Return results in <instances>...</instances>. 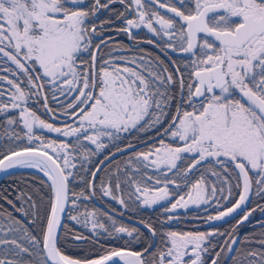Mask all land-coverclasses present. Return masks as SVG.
Listing matches in <instances>:
<instances>
[{
	"label": "snow or ice",
	"instance_id": "snow-or-ice-1",
	"mask_svg": "<svg viewBox=\"0 0 264 264\" xmlns=\"http://www.w3.org/2000/svg\"><path fill=\"white\" fill-rule=\"evenodd\" d=\"M115 2L124 4L125 12H134L133 19L117 15L124 18V26L116 31L133 41L135 49L104 37L105 24L111 21L88 22ZM176 3L187 14L172 6V0H93L87 9L85 0H0V71L7 73L0 75V113L18 110L5 123L24 130L23 135L6 133L11 146H0V172L37 169L48 187L42 214L32 195L18 189L15 199L26 207L16 210L32 217L27 224L0 209V264H208L206 256H213L210 264H219L225 251L236 252L233 264H264V233L259 240L239 241L258 243L259 248L233 247L238 238L232 233L256 208L243 211L231 232L163 230L177 218L172 214L176 209L214 203L215 214L206 221H221L242 210L251 195L264 197V0ZM159 9L174 15H161ZM142 28L161 41L147 43L194 58L172 60L170 69L159 56L138 47L143 41L136 30ZM29 101L51 117L63 115L71 122L56 126L30 108ZM164 120L168 124L160 135L171 137L173 143L161 138L144 151L132 152L123 167L112 165L117 153L133 147L115 143L122 134L146 132ZM36 129L65 139L45 138ZM176 141L182 146H174ZM106 151L103 159L93 162ZM105 169L107 176L98 179ZM77 179L83 184L79 193L70 187ZM234 190L238 199L232 202ZM97 193L124 209L168 202L159 231L153 223L140 221L151 237L159 235L161 247L149 252L153 246L148 244L141 251L129 250V244L141 242L139 228L117 226L108 212L86 209L69 218L90 225L96 235L89 241L73 234V244H98L103 230L125 246L99 245L103 253L95 257L66 254V208H76L78 201L92 200ZM0 199L15 208L7 196ZM228 202L231 206H225ZM259 207L264 213V206ZM102 217L111 221V230ZM216 236H228L219 252L211 242Z\"/></svg>",
	"mask_w": 264,
	"mask_h": 264
},
{
	"label": "trees",
	"instance_id": "trees-1",
	"mask_svg": "<svg viewBox=\"0 0 264 264\" xmlns=\"http://www.w3.org/2000/svg\"><path fill=\"white\" fill-rule=\"evenodd\" d=\"M161 2H165V0H161ZM93 3V0H88V3L84 6L86 9L90 8ZM172 6L180 8L181 11H185V8L181 7L179 3H176V0H172ZM188 7H194V4H188ZM120 8L119 4H112L109 8V11L106 14H115V11H117ZM185 14H187V11H185ZM97 40H99L97 38ZM119 41V39H113V43ZM140 49H143L146 52L148 51L149 47H140ZM104 53H107L108 48H103ZM153 51V50H152ZM154 56H158L156 52H151ZM131 52H116L115 55H132ZM161 58V56H159ZM173 58L178 62V59L175 55H173ZM194 57H191L190 54H186L184 56V61L193 59ZM163 61L164 59L161 58ZM165 62V61H164ZM179 63V62H178ZM167 65V63L165 62ZM168 66V65H167ZM169 67V66H168ZM171 69V68H170ZM183 70V68H181ZM0 75H7L6 72L0 71ZM11 78V77H10ZM23 86V85H22ZM61 99H64V97H61ZM5 102L7 100L5 99ZM43 101H40V105H42ZM38 105L35 101H29L28 106L32 108L33 110H37L38 114L41 115V118L48 120L49 122H52L54 124H64L65 122H71L68 121L63 115H60L59 118H53L47 113L44 112L42 106ZM49 105L52 107H56L54 102L51 100L49 101ZM168 124L167 120H164L162 124H158L155 127L151 128L150 130L142 133H130V134H122L120 139L115 141V143L119 147H124L129 144V140H133L132 143H136L145 139H148L159 132H161L164 128H166ZM0 130H1V146H11L10 141L7 138L6 133H8V130L6 128L3 116L0 113ZM22 126H16L14 125V131L17 133H22ZM9 134V133H8ZM39 135H42L45 138L48 139H57L61 140L63 138H60L58 136L48 134L46 132H38ZM161 139V138H160ZM162 139L167 140V136H163ZM159 140V139H158ZM158 140L153 141L147 145H144L138 149L123 153L121 155H118L114 159H112V165L120 164L121 167H123V162H125L128 157L132 154L134 151H144L147 147L151 146L153 143L158 142ZM71 141V139H70ZM169 143H173L172 140H168ZM110 146L111 151H115V148H111V142H107ZM176 144V142L174 143ZM87 145V144H86ZM88 147L92 148L90 145H87ZM94 150V148H92ZM0 150H3V147H0ZM108 154L106 151L105 153H102L101 155L97 157H93V162L95 163L98 160L103 159V156ZM178 165H182V162H178ZM77 167H79V161L77 160ZM88 167H92V165H89ZM203 167V165H202ZM109 169H105L104 171H101L98 173V179L100 177H106ZM149 174H152V170H149ZM158 175V173H157ZM171 175V174H169ZM87 178V177H86ZM70 187H73L74 190L79 193L82 188L83 184L77 179L73 184L70 185ZM171 187V186H170ZM23 190L26 193H29L32 195L33 200L36 201L37 205L41 209V214L43 213V209L47 206L48 203V187H47V179L42 176L40 173L32 171V170H18L15 172L10 173L5 178H3L0 181V195L7 196L9 200H13L15 204V208H13L11 205L6 203L5 200L0 199V209L6 210L7 212H11L17 219L23 221L24 223H28L32 217L31 216H25L23 212L17 211L16 209L21 208L22 206L26 207V205L23 204L22 201L16 200L17 191ZM187 188L182 189V191H187ZM87 195V193H86ZM97 197L104 202L106 205L110 206L114 210H117L121 213L127 214L129 216L135 217L140 220H147L150 223H153V226L160 230V221L165 220L166 216L163 213L164 207H170V204L168 202H163L161 204H158L156 206H153L151 208L149 207H140L136 208L135 206H131L128 209H124L121 205L118 204L117 201L111 200L109 198H100L99 193H97ZM176 197L172 198L171 202H175ZM235 199H238V194H236V191L234 190V195L232 198V202H234ZM222 203V202H221ZM225 203V202H224ZM225 206H231V202H228L225 204ZM259 206H264V197H258L255 194H253L251 202L248 206L249 209L256 208L257 210L253 213H255V216H253L250 220L244 222L242 225H240L238 228H236L235 232L232 233L235 236H240V240L242 241L244 237H251L256 240L260 239V234L264 233V227H261V223L264 220V213L258 216V212L260 211ZM92 211L94 209H100L105 212L102 207L96 205L92 200L83 199L78 201L76 208H72L71 204H69L67 215L65 222L63 224L64 228V235H65V241H64V247L66 250V254L72 255L74 257H83V256H91L95 257L99 254L103 253V248H109V247H124V242L121 240L113 241L107 237L105 233H103V230H100V237L98 244L93 243H78L73 244V241L71 239L73 234H78L86 237L89 241L93 239V237L96 235L95 233L91 232L90 230L84 228L83 226L78 225L74 220H71L69 217L73 215H78L79 213H83L85 210ZM216 210V205L210 204V205H203V206H197V207H190L184 210H179L174 213H172L176 219H173L171 222L167 223L165 225L164 231L172 230V231H179V232H209L213 231L214 229H219L220 232H231L232 228L236 224V221L241 218L242 214L224 222L221 224H209L208 221H206V217L208 215H214ZM222 210V209H221ZM110 214V213H109ZM112 215V214H110ZM113 216V215H112ZM113 218L117 221V226L120 224L127 225L129 227H137L139 228L140 232L143 233V236L141 238V242L137 243H131L127 247L130 249H134L137 251H141L144 247H147L148 244L152 243V237L149 235V233L142 227H138L134 224H131L129 222H126L120 218H117L113 216ZM102 222L105 223L107 227H109V230H111V224L108 223V219L101 218ZM29 228L32 227L31 224L28 225ZM228 239V236H216L211 239V242L216 244V248L214 249L215 252H219L221 245H223L224 241ZM99 245H103V248H101ZM207 246V245H206ZM161 247L160 243V237L157 236V241L155 246L149 251H153L154 249H157ZM260 245L258 243L256 244H249V245H241L238 244L237 248H259ZM236 255V252L232 256L229 255L228 252H224L221 254L219 264H233V257ZM11 258V257H10ZM211 258L213 256H206L205 259L208 261V264H210ZM187 260L188 257H185Z\"/></svg>",
	"mask_w": 264,
	"mask_h": 264
},
{
	"label": "flooded vegetation",
	"instance_id": "flooded-vegetation-1",
	"mask_svg": "<svg viewBox=\"0 0 264 264\" xmlns=\"http://www.w3.org/2000/svg\"><path fill=\"white\" fill-rule=\"evenodd\" d=\"M107 2H108V0H101V4H104ZM112 4H119L120 8L117 11H115V14H113V13L106 14L109 11V8ZM103 10H104V8H102L100 10V12L95 15V17H92L91 23L99 24L101 21H111V23L105 24L104 37L105 38L112 37L114 39H119V41H117V42L121 43L122 46H131L133 49L137 48V46H135L136 44H134L133 41L129 40L126 35H124L122 32L116 31L117 29L124 26V18L122 17L120 19H117V15L119 13H125V16L127 19H133L134 18V12L131 10L125 12V5L120 3V2L109 3L107 10L104 12H103ZM160 13L163 14L161 11H160ZM169 15L170 14H168V16ZM136 33H137V39L143 41V43L140 44L138 47L143 48L145 46H148L149 47L148 51H151V52L154 51L157 53L158 56H161V58L164 59V61L169 66V68L172 67L170 61L175 60L173 58V55L176 56L179 63L185 62L184 56L187 53H178V52L176 53V52H172L170 50L165 52V51H162L160 48L156 47L155 44L147 43L148 40H155L157 43H161V41L158 37H155L154 34L150 33L146 28L136 30ZM183 70H181V71H183ZM252 215L255 216V213H253Z\"/></svg>",
	"mask_w": 264,
	"mask_h": 264
},
{
	"label": "water",
	"instance_id": "water-1",
	"mask_svg": "<svg viewBox=\"0 0 264 264\" xmlns=\"http://www.w3.org/2000/svg\"><path fill=\"white\" fill-rule=\"evenodd\" d=\"M106 10H107V8H104L103 12L106 11ZM99 12H100V11H99ZM99 12H98V13H99ZM96 14H97V13H96ZM141 44H142V43H141ZM139 45H140V44H139ZM135 46H137V45H135ZM166 127H167V126H166ZM163 130H164V129H163ZM163 130H162L161 132H159L158 134H156V135H154V136H152V137H150V138H148V139H145V140H142V141H139V142H136V143H132L133 147H132L131 149H128V150H126V151H124V152H122V153H117L115 157H117L118 155H121V154H123V153H126V152H129V151H132V150L138 149V148H140V147H142V146H144V145H147V144H149V143H151V142H153V141H156V140L162 138L163 136L160 135V133H162ZM0 146H1V130H0ZM125 147H126V146L121 147V148H125ZM115 157H113L112 159H114ZM105 163L107 164L108 162L106 161ZM18 170H32V171H35V172L40 173L42 176L45 177V175H44L42 172H40L39 170H37V169H33V168H16V169H9V170H7V171L0 172V181H1L3 178H5L7 175H9L10 173L15 172V171H18ZM45 178H46V177H45ZM46 179H47V178H46ZM252 196H253V195L250 196L249 201H248V203L246 204V206H244V208H243L242 210H238L237 213H234V214L232 215V217H226L224 220H221V221H210V222H208V223H209V224H221V223H224V222H226V221H228V220H230V219H232V218H234V217H236V216H238V215H240V214H243V211H245V210H249V209H248V206H249V204H250V202H251ZM92 201H93L96 205L102 207V208H103L104 210H106L108 213L112 214L113 216H115V217H117V218H120V219H122V220H124V221H126V222L131 223V224H134V225H136V226H138V227H142V228L145 229V227L140 223V221H141L140 219H137V218H135V217H132V216H129V215H127V214L121 213V212H119V211H117V210H114L113 208H111L110 206H108V205H106L104 202H102V201L97 197V195H96L95 198L92 199ZM68 207H69V206H68ZM68 207L66 208L65 216H64V218L62 219V225H63L64 222H65L66 215H67V211H68ZM251 217H252V216L249 217V220L251 219ZM262 222H264V220H263ZM145 230H146V229H145ZM236 237L238 238V243H237V245H234V246H233L234 249H236V248L238 247L239 240H240V236H236ZM156 241H157V237H152V243H151V244H152L153 247L155 246ZM153 247H152V248H153ZM152 248H149V251H150ZM128 249H129V250H132V251H137V250L130 249V248H128ZM234 252H235V251H233L232 253H229V255L232 256V255L234 254ZM121 264H123V261L121 262Z\"/></svg>",
	"mask_w": 264,
	"mask_h": 264
},
{
	"label": "rangeland",
	"instance_id": "rangeland-1",
	"mask_svg": "<svg viewBox=\"0 0 264 264\" xmlns=\"http://www.w3.org/2000/svg\"><path fill=\"white\" fill-rule=\"evenodd\" d=\"M88 3V0H85V5ZM84 5V6H85ZM157 8H158V6H157ZM163 14H161V15H165V16H168V14H170V13H168L167 12V10H165V9H159ZM170 15H174V14H170ZM91 20H92V18H90L89 19V23H91ZM171 51V50H170ZM177 53V52H176ZM179 53V52H178ZM1 115L3 116V119H4V122L6 121V119L8 118V117H10V116H17L18 115V110H13V111H10V112H8L7 114H4V113H1ZM49 122V121H48ZM50 123H52V122H50ZM5 125H6V123H5ZM63 125V124H62ZM62 125H56V126H62ZM22 126V125H21ZM6 128H7V130H8V133L10 134L12 131H14V125L13 126H11V127H9V126H7L6 125ZM22 128H23V126H22ZM23 131L24 130H22V133H21V135H23ZM34 131H36V134H38V132H46V133H48V134H52V135H55V136H58V137H60V138H63V139H65L64 137H62V136H60L59 134H57V133H50V132H48L46 129H44V130H39V129H36V130H34ZM39 135V134H38ZM68 139H71V138H68ZM168 140H172L171 139V137H168L167 136V140H165V142L166 143H169L168 142ZM133 140H129V144H131V142H132ZM105 143H107L108 141L107 140H105L104 141ZM23 143H27V139L25 138V140L23 141ZM87 145H90L92 148H94V145H91V144H89L88 142H85ZM174 146H182V142H179V141H176V144H174ZM105 198H109V197H105ZM109 199H111V198H109ZM161 203H163V202H160L159 204H161ZM222 203H224L223 201H222ZM158 205V204H157ZM154 206H156V205H154ZM201 206H203V205H201ZM153 207V206H152ZM190 207H197V206H194V205H189V207L188 208H190ZM151 208V207H150ZM249 209V208H248ZM179 210H184V209H176L174 212H176V211H179ZM249 210H251V209H249ZM262 214V212L261 211H259L258 212V216L259 215H261ZM73 216H75V215H73ZM253 216V215H252ZM78 225H80V226H83L84 228H86V229H88V230H90L91 231V226L89 225L88 227H85L83 224H80V223H78L77 221H75ZM108 223H110L111 224V221L110 220H108ZM92 232V231H91Z\"/></svg>",
	"mask_w": 264,
	"mask_h": 264
}]
</instances>
